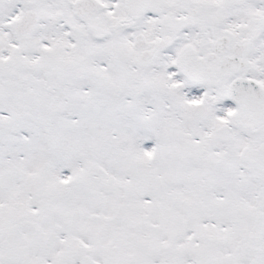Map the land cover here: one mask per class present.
Returning a JSON list of instances; mask_svg holds the SVG:
<instances>
[{
  "label": "snow or ice",
  "instance_id": "1",
  "mask_svg": "<svg viewBox=\"0 0 264 264\" xmlns=\"http://www.w3.org/2000/svg\"><path fill=\"white\" fill-rule=\"evenodd\" d=\"M0 264H264V0H0Z\"/></svg>",
  "mask_w": 264,
  "mask_h": 264
}]
</instances>
